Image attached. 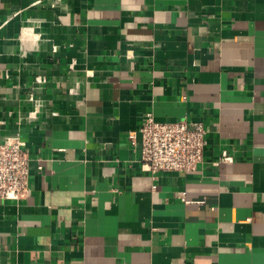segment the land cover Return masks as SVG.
<instances>
[{
	"label": "crops",
	"instance_id": "0c3cea01",
	"mask_svg": "<svg viewBox=\"0 0 264 264\" xmlns=\"http://www.w3.org/2000/svg\"><path fill=\"white\" fill-rule=\"evenodd\" d=\"M147 112L204 124L195 171L141 170ZM13 135L0 264H264V0H0Z\"/></svg>",
	"mask_w": 264,
	"mask_h": 264
},
{
	"label": "built area",
	"instance_id": "2783aa9c",
	"mask_svg": "<svg viewBox=\"0 0 264 264\" xmlns=\"http://www.w3.org/2000/svg\"><path fill=\"white\" fill-rule=\"evenodd\" d=\"M142 171L192 172L202 161L206 129L201 121L160 122L145 113L136 131L128 133ZM222 160H231L225 152ZM217 164V161L215 162ZM29 154L18 135L0 142V199H22L29 193Z\"/></svg>",
	"mask_w": 264,
	"mask_h": 264
}]
</instances>
